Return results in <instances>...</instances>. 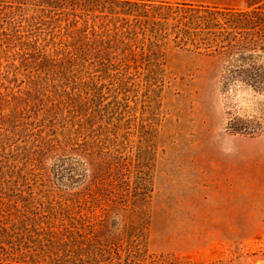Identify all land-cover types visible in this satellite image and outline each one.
<instances>
[{"label": "rangeland", "instance_id": "1", "mask_svg": "<svg viewBox=\"0 0 264 264\" xmlns=\"http://www.w3.org/2000/svg\"><path fill=\"white\" fill-rule=\"evenodd\" d=\"M11 34L0 23V204L81 205L103 226L111 264H264V89L226 82L214 47L172 42L159 81L36 71L2 54ZM260 45L264 55V31Z\"/></svg>", "mask_w": 264, "mask_h": 264}, {"label": "trees", "instance_id": "2", "mask_svg": "<svg viewBox=\"0 0 264 264\" xmlns=\"http://www.w3.org/2000/svg\"><path fill=\"white\" fill-rule=\"evenodd\" d=\"M245 1L246 9L234 10L154 0H13L15 14L0 13L12 31L2 54L12 50L36 71L134 70L159 81L164 45H204L224 56L226 82L261 91L264 0ZM228 128L244 130L236 120ZM18 198L0 204V264H111L103 226L81 205Z\"/></svg>", "mask_w": 264, "mask_h": 264}]
</instances>
